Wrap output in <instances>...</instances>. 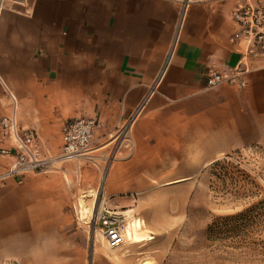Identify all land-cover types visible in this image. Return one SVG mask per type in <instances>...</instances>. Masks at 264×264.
I'll return each mask as SVG.
<instances>
[{"label": "crops", "instance_id": "obj_1", "mask_svg": "<svg viewBox=\"0 0 264 264\" xmlns=\"http://www.w3.org/2000/svg\"><path fill=\"white\" fill-rule=\"evenodd\" d=\"M235 1L35 0L28 13L4 9L0 117L12 108L8 88L19 124L34 128L50 154L65 120L97 119L94 137L105 152L96 160L114 155L103 182L110 197L262 143L264 66L244 87L206 86L209 68L226 72L239 58L228 43ZM10 159H0V173ZM74 172L66 161L0 182V250L19 234L49 241L63 225L55 212L66 211L51 200L64 190L61 174Z\"/></svg>", "mask_w": 264, "mask_h": 264}, {"label": "rangeland", "instance_id": "obj_2", "mask_svg": "<svg viewBox=\"0 0 264 264\" xmlns=\"http://www.w3.org/2000/svg\"><path fill=\"white\" fill-rule=\"evenodd\" d=\"M68 162L75 172L61 174L64 190L51 200L66 208L54 214L63 225L50 231L48 242L19 234L1 247L0 264H264V142L228 150L181 178L147 179L135 195H104L108 158ZM103 205L124 210L127 219L140 217L154 237L142 242L125 237L110 248L90 223L93 208L95 214ZM226 215L236 218L219 220L207 231Z\"/></svg>", "mask_w": 264, "mask_h": 264}, {"label": "built area", "instance_id": "obj_3", "mask_svg": "<svg viewBox=\"0 0 264 264\" xmlns=\"http://www.w3.org/2000/svg\"><path fill=\"white\" fill-rule=\"evenodd\" d=\"M35 0H0V11L4 9L28 13ZM233 30L228 35V43L239 54V58L226 72L209 68L206 86L231 84L244 87L247 76L253 70L264 66V0H236L229 13ZM11 100V111L0 117V159L10 157L5 170L0 173V182L14 177L18 182L28 172H47L66 161L95 162L99 149L94 132L99 121L93 117H72L61 126V145L55 154H50L38 142L37 131L32 127H22L17 119V98L6 88ZM110 162L113 156L107 157ZM125 212L105 205L94 208L90 223L105 236L110 248L125 242Z\"/></svg>", "mask_w": 264, "mask_h": 264}, {"label": "bare ground", "instance_id": "obj_4", "mask_svg": "<svg viewBox=\"0 0 264 264\" xmlns=\"http://www.w3.org/2000/svg\"><path fill=\"white\" fill-rule=\"evenodd\" d=\"M98 232L100 234V238L104 240L105 236L103 233L100 230ZM124 234L127 239L133 242L149 241L154 237L151 233L147 232L143 226L141 218L137 216H132L127 219ZM141 264H148V260H143Z\"/></svg>", "mask_w": 264, "mask_h": 264}, {"label": "trees", "instance_id": "obj_5", "mask_svg": "<svg viewBox=\"0 0 264 264\" xmlns=\"http://www.w3.org/2000/svg\"><path fill=\"white\" fill-rule=\"evenodd\" d=\"M233 218H236L234 215H226V216H220V217H216L214 221H212L211 224L208 225L207 227V231H211L212 230V227L217 224V225H220L221 222H218L219 220H223L224 224L228 223L229 220L233 219ZM223 225V223H222Z\"/></svg>", "mask_w": 264, "mask_h": 264}]
</instances>
